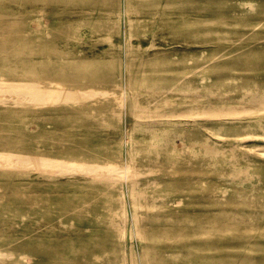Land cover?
<instances>
[{"label": "rangeland", "instance_id": "obj_1", "mask_svg": "<svg viewBox=\"0 0 264 264\" xmlns=\"http://www.w3.org/2000/svg\"><path fill=\"white\" fill-rule=\"evenodd\" d=\"M8 79L108 93L0 104V153L111 175L0 167V264H264V0H0Z\"/></svg>", "mask_w": 264, "mask_h": 264}, {"label": "bare ground", "instance_id": "obj_2", "mask_svg": "<svg viewBox=\"0 0 264 264\" xmlns=\"http://www.w3.org/2000/svg\"><path fill=\"white\" fill-rule=\"evenodd\" d=\"M87 92L90 91L84 92V91L73 90L71 92L66 93V92H62L57 87L46 82L8 79V80L0 81V104L2 105L17 104L16 106L18 105L43 106L44 104H56V103L67 102L70 101L72 97L77 96L78 94H82L83 96V94H87ZM107 93L108 92L99 91V90H93L90 92L91 95H105ZM88 166L89 165L82 164L80 162L56 160V159L44 158L32 154L30 155L19 154L14 152L0 153V167L24 169V170L34 169V170H40L42 172L50 171L55 173H61L62 175L83 174V173L84 174L95 173L102 177H108L111 175V172L105 171L106 169L105 170L102 168L93 169L92 167H88ZM6 256L11 258L12 260L21 258V254L15 251L0 249V258Z\"/></svg>", "mask_w": 264, "mask_h": 264}]
</instances>
